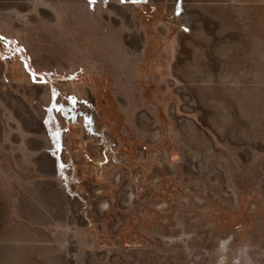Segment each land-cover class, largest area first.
<instances>
[{
    "label": "rangeland",
    "instance_id": "obj_1",
    "mask_svg": "<svg viewBox=\"0 0 264 264\" xmlns=\"http://www.w3.org/2000/svg\"><path fill=\"white\" fill-rule=\"evenodd\" d=\"M0 264H264V0H0Z\"/></svg>",
    "mask_w": 264,
    "mask_h": 264
}]
</instances>
